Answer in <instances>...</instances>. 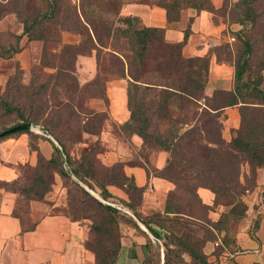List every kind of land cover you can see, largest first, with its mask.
Instances as JSON below:
<instances>
[{
  "label": "rangeland",
  "instance_id": "374dc122",
  "mask_svg": "<svg viewBox=\"0 0 264 264\" xmlns=\"http://www.w3.org/2000/svg\"><path fill=\"white\" fill-rule=\"evenodd\" d=\"M142 1L168 5H174L177 1L182 5L183 2V0ZM203 1L206 7L209 6L207 11L212 14L213 22L224 23L227 26L224 34L234 37L233 40L214 47L219 59L234 64L243 47L242 40L251 43L252 52L248 59L246 78L257 81L264 95V0H247L239 4L237 2L240 0H222L218 8L212 5L211 0ZM61 2L62 13L59 17L51 18L43 15L48 10L47 0H0V130L22 123L23 119L45 124L61 139L73 162L81 163L85 170L93 171L101 180L109 170L97 159V153L103 146L94 141L92 135L86 137L85 133L99 130L105 122L106 113L94 112L89 101L92 96L102 93L101 86L106 80L125 75L126 69L131 79L132 77L139 79L137 84H134L133 79L130 80L128 89L134 109L139 110V113L143 112L150 119L149 132L166 138L170 127L168 117L173 120L182 117V123H177V126H180L178 135L183 131H186V135L182 140L178 141L176 138L171 141L174 145H170L173 150L171 156L173 166L167 165L168 168H165L162 174L169 172V177L176 186L169 196V201L185 214L199 220L182 217L178 220L162 221L181 234L180 237L174 234L175 237L184 239L188 245L199 251L206 239L213 240L217 236L209 229V225L216 226L215 222L206 217L209 208L213 210L224 207L230 210L233 204L237 206L242 195H247L251 197L249 206L254 210H260V204L264 206V196L260 199V186L256 184L257 168H260V165L256 163L257 161L251 160L252 151L246 150L244 143L257 150L259 156L261 154L264 156V101L257 98L253 92L241 97L245 102L237 105L239 124L236 129L231 130L229 140L222 137L220 115L214 117L211 113V119L203 115L205 103L214 101L213 98L207 101L200 96L197 104L172 97L168 99V105L157 108L160 89L159 87L146 89L147 83L144 81L162 82L161 77L164 76L165 80L168 78L178 82L180 74L176 73L177 68L181 71L196 68V65L182 63L184 58L189 57H179L177 55L179 50L165 47L158 38H155L138 64L135 53L140 50L139 47L133 44L130 37L120 34L116 29L125 27L117 22L118 10L113 11L115 7L118 8L120 2H123L122 0H61ZM66 10H76L85 19L91 20L97 28L95 36L92 32L91 38L84 31L76 33L62 30L63 26L57 22L68 15ZM35 18L43 20V25L34 23ZM238 20L244 22L240 23ZM24 23H33L29 33L31 36L23 32ZM104 25H111L110 32ZM90 52L96 57L97 73L94 78L83 82L85 76L77 68L80 56ZM223 97L225 96L221 94L215 96L219 101ZM202 120H205V128ZM216 122L221 124L219 129ZM114 128H121L124 133L131 132V128L123 126L115 125ZM218 133L222 142L217 141L214 144L213 141L218 140ZM234 137L240 138L243 144L240 146L232 143L231 139ZM85 138L90 140L87 141V146L79 147V142L86 141ZM209 146L215 150L212 152L213 156H208L205 152ZM157 147L155 139L148 138L143 147L144 151H139V154L145 157V152L152 153ZM176 161H180L186 169L174 166ZM89 163L93 169L91 166L88 167ZM198 163L207 169V176L214 182L228 181L229 186L234 187L232 191L220 190L216 193L212 191L214 198L210 206L203 205L196 193L202 179L194 177L195 171L191 166ZM209 167L216 170L209 171ZM25 170L30 182L34 181L36 172L33 168ZM41 171L48 181L50 171L47 166L42 167ZM63 185L64 201L52 210L76 219H87L90 227L87 246L97 253L98 262L102 259H111L118 244V215L111 214L97 205L88 193L75 184L73 176L64 177ZM235 190L241 194L236 196ZM228 202L232 204H227ZM117 204L120 205L119 202ZM221 214L222 222L217 224V227L222 229L220 233L222 236L227 234L225 236L227 239L229 236V243L243 216L238 218L236 210L233 215H228V212ZM259 214L251 217L249 222L251 234L258 224ZM175 237L167 235L164 241L174 243L177 241ZM180 249L187 248L182 245L181 248L168 252L170 264H198L195 259L184 261V257L182 258L178 251Z\"/></svg>",
  "mask_w": 264,
  "mask_h": 264
},
{
  "label": "crops",
  "instance_id": "0c3cea01",
  "mask_svg": "<svg viewBox=\"0 0 264 264\" xmlns=\"http://www.w3.org/2000/svg\"><path fill=\"white\" fill-rule=\"evenodd\" d=\"M122 1L117 17H136L143 27L162 29L165 42L181 43L180 50L184 57H208L207 80L203 90L205 96L211 97L215 90L229 91L234 88V65L219 59L214 48L230 40V36L223 32L224 29L227 30V26L224 23H214L209 11L188 6L181 8L174 17L159 5L139 0ZM211 2L215 8L222 4V0ZM80 57L77 69L85 76L83 82L89 81L97 73L96 57L92 52ZM130 80L132 79L125 69L124 76L106 80L101 86L102 93L90 98L92 110L105 112L106 118L97 134L87 132L85 136L89 138L92 135L93 140L103 146L97 153L102 166H117L119 174L133 180L141 190L140 199L134 205L136 215L132 212L134 221H125L120 217L117 219L118 244L111 264H164L165 255L182 245L179 241H169L167 249L155 239L149 227L162 240L170 231L179 237L181 234L170 225L154 223L150 218L157 213L164 218L174 216V213H165L164 210L168 194L176 186L158 173L166 167L167 151H147L145 157H142L139 151H144L143 139L137 133H124L121 128H114L115 125L122 126L130 120ZM220 116L222 137L229 140L231 130L236 129L239 124L238 106L224 107ZM31 131L32 133L20 131L0 138V264H97L95 252L87 246L90 234L87 219L72 218L52 210L62 204L65 197L64 177L58 167L46 165L51 176L42 198L28 190L33 181L30 182L25 169L38 166L39 157L46 161L60 158L51 138L42 135L39 128ZM88 138L79 142V147L87 146V141H90ZM91 183L94 190L83 186L96 195L99 188L94 181ZM256 184L260 186L261 199L264 196L262 166L257 168ZM105 190L109 200L119 202L127 208L132 204L126 186L107 184ZM196 193L203 205H212L214 195L210 189L199 186ZM250 198L242 195L238 199L237 206L244 215L227 245L218 236L213 240L206 239L201 245L199 252L209 264L214 257L220 264H264V206L261 203L260 210H254L249 206ZM223 212L229 210L224 207L213 210L209 208L206 217L214 223ZM257 214L258 224L251 234L249 222ZM180 216V219L186 217L199 220L189 214ZM209 229L217 235L216 229L211 225ZM216 239L221 241V247L214 246ZM178 251L182 258L186 257L183 258L184 261L192 259L187 249Z\"/></svg>",
  "mask_w": 264,
  "mask_h": 264
},
{
  "label": "trees",
  "instance_id": "16d2710c",
  "mask_svg": "<svg viewBox=\"0 0 264 264\" xmlns=\"http://www.w3.org/2000/svg\"><path fill=\"white\" fill-rule=\"evenodd\" d=\"M142 1V0H139ZM247 0H240L239 3H245ZM144 2V1H143ZM184 2V6L183 5ZM182 5L180 4V2H176L174 5H168L166 3H161V2H146L148 4H155V5H159L161 7H164L167 11V13L169 15H173L174 17H176L180 11L181 8L184 7H193L197 10H201V9H206L209 10V6L206 7V4L204 3L203 0H194L190 1V0H183ZM48 3V10L46 12H44V17H59V14L62 13V11L60 10V7L62 5L61 0H47ZM121 6V2L120 5L118 6V8L116 9V7L113 9L114 12H116L119 7ZM184 6V7H183ZM68 15L64 18H62V20L58 21L57 24H60L62 27V30H66V31H72V32H76V33H82V31H84V33L89 34V36L91 37L90 32H92V34L95 36V32H96V25H93L91 23V20H87L85 19V17H83L82 14L77 13L76 10L73 11H67ZM240 23H243V20H238ZM117 22L118 23H122V25H125L124 28L122 27H117V31L122 34L125 35L127 37H130L132 39L133 44H135L136 46L139 47V51H137L135 53L136 59H137V63L139 64L140 61L143 59V57L146 55L145 51L148 50L149 45L152 43L153 39H159L162 43V45H164L165 47H174V50H179V52L177 53V55L179 57L182 58V54L180 53V49H181V43H167L164 41L163 38V30L160 28H156V27H143V26H139V21L136 17H118L117 18ZM136 22V25H134ZM34 23H38L40 25H43V20L41 19H34ZM102 24L105 23L101 22ZM33 24V23H32ZM32 24H25L24 23V27H23V32L24 33H28V35L31 36V34H29L31 32V27ZM88 26L89 29H88ZM105 28H107V30L110 32V26L111 25H104ZM84 29V30H83ZM188 31L186 30L185 32V37H187ZM42 37V36H41ZM40 37V38H41ZM92 38V37H91ZM242 49L241 51L238 53L236 59L234 60V88L232 90L226 91V90H215L213 95L209 98L207 96L204 95L203 90H204V86L206 84V80H207V69H208V57L204 56V57H189V58H184L182 60V63L184 64L185 62H187L190 66L192 65H196V68H191V69H186V70H179L178 68L176 69V73L180 74V77L178 79V82H175L173 80H168V78H164V76H162V82H148V81H144L145 83H147L145 85L146 89L148 88H157L159 87V103H157V108H162L165 105H168V99L172 98V97H177L180 101H184V102H193V103H197L198 104V99L200 96H202L204 99H206L207 101H210V99L213 98L214 101H210V103H205V107L203 108V115L204 117H206L208 119L210 118V114L212 113L214 115V117H218L222 111V109L224 107L227 106H234V105H238V104H244L241 100V97L249 94L250 92H253V94L255 96H257V98L259 97V99L264 101V95H263V91L262 89L259 88V83L255 80H250L247 79V68H248V59H249V55L252 52V46L251 43H249L248 41L242 40ZM120 76H124V74L120 75ZM134 84H137V82L139 81L138 78H134L132 77ZM216 94H221L225 97L222 98V100L219 101V99L217 100L215 98ZM217 100V101H216ZM134 105H132L131 103V95L128 89V107L130 109L131 115H130V120L123 124L122 126L125 128H131V132L137 133L144 141V144L146 143L148 138H153L155 139V141L157 142V149H163L167 152L170 153V157L167 159V164L165 168H168L167 165L170 164L171 165V156H173L172 152V148L170 145L174 146L172 144L171 141H173V139H178L182 140L185 137V133L186 131H183L181 134L178 135V132L180 130V126H177V123H182V117H178L176 120H173L172 118L168 117L169 121L168 123L170 124V127L168 129V134L166 135V138L161 136L160 134H152L151 131L149 132V127H150V119L146 116V114H144L143 112L139 113V110L134 109L133 107ZM199 106V105H197ZM242 106V105H240ZM202 111V110H201ZM203 121V126L205 123V120ZM22 122H32L35 126H39L40 129L47 134V138H51L52 142H54V145L56 147L57 152L59 153L60 158L59 159H51L49 161L44 160L43 158L39 157L38 159V166H36L35 168H33V170L36 172L35 173V180L31 183L30 188L28 189L31 192H34L35 196L42 198L43 194L45 192V190L48 188L49 185V181H50V176L51 174H49L48 177V181L45 180L46 177H44L41 168L46 166L47 164H53L56 167H58L59 172L62 174L63 177H74V181L75 184L79 187H81L82 190H84L86 193H88V195L93 198V200L97 203V205L103 207L106 211H108L111 214H117L118 217H120L121 219L125 220V221H134L132 215L135 214L136 212L134 211V205L139 201L140 199V195H141V190L138 189L133 180H130L124 176H121L119 174V171L117 168H114L113 166L109 169L107 172L108 174H106V176L103 179H99L96 176V173H94L93 171L90 170H85V168H83L82 164L79 162H73L72 158L69 156V154L67 153V151L65 150L64 144L61 141V139L53 132L52 129H50V127H48L45 124L39 123L37 121H31L28 119H23ZM217 124V128L219 129L221 124L216 122ZM215 124V126H216ZM205 128V126H204ZM6 129V128H5ZM5 129H1L0 133L5 130ZM100 130V129H99ZM99 130L95 131V132H90L87 131L89 133L92 134H97L99 132ZM20 131H27L32 133L31 130H19V131H15L12 133H7L4 135H0V138L6 137L8 135H11L13 133L16 132H20ZM218 140H214L213 143H217V141L222 142V138L220 136V133ZM232 143H236L238 145H242L243 142L241 141L240 138L238 137H234L231 139ZM33 146V145H32ZM208 146V145H207ZM244 146L246 147V150L248 151H252L251 152V160L253 161H257L256 163L260 166H264V156L261 154L260 156L257 154V150L255 149H251L248 144L244 143ZM215 151L213 147L209 146L205 152H207L206 154L208 156H213L212 152ZM195 158V154L192 155ZM83 162V161H80ZM173 163V160H172ZM59 166H63L62 168H60ZM92 167L91 163H89L88 167ZM174 166H181V169H186L185 166L183 164L180 163V161H176L174 163ZM220 167V166H218ZM106 168V167H105ZM164 168V169H165ZM192 169H194L195 171V175L194 177L198 178V179H202V183L198 184V186H204L209 188L211 191L213 192H217L220 190H226V191H232L233 190V186H229V184L227 183L228 181H217L214 182L213 179L210 176H207L206 172L207 169L205 167H203L202 165H200L198 163V165L196 166H191ZM93 169V167H92ZM113 169V170H112ZM117 169V170H116ZM163 169V170H164ZM209 171L212 169L213 171H215L216 169L213 167H209L208 168ZM163 170L159 171V175L166 177L168 179L171 180V178L169 177V172L168 173H164L162 174ZM28 176V175H27ZM73 180V179H72ZM92 181L95 182V184L98 186L99 191L96 192V196L91 194L86 188H84V186H87L89 189H93V184L91 183ZM173 181V180H171ZM238 183V181H237ZM107 184H118L120 186H126V189L128 191V193L130 194L131 200H132V204L127 206H124V208H120L118 206H114L110 203L109 201V197L107 194V191L105 190V186ZM239 184V183H238ZM84 185V186H83ZM234 192H236V196H238L239 194H241V192L237 190H235ZM172 194V192H170L168 194V198L166 201V206H165V213H174L173 217H162L160 213L154 214L150 220L154 221V223H158L161 224L163 220H178L180 219L179 217L180 214H185L183 211H181L177 206L173 205L170 201H169V196ZM235 196V197H236ZM234 197V196H233ZM233 201V200H232ZM227 204H232V202H228ZM240 209V208H239ZM238 207L236 206V204H233V206L230 208L229 210V214L228 215H233L235 210L238 211V218L242 217L244 212L240 209L239 210ZM133 212V214H132ZM222 215V214H221ZM225 217V215H223ZM222 216V218H223ZM73 218V217H72ZM117 219V217H116ZM220 222H222L221 216L220 218L215 222L216 226H212L214 229H216V234L218 237H222L221 241L222 243H224V245L228 244V239L225 238V236L227 234H225V236H221L220 233L222 232V229L220 227H217V224H219ZM118 223V221H117ZM144 224L147 225V222H144ZM214 225V224H213ZM148 226V225H147ZM149 227V226H148ZM150 231L152 232V234L155 236V239L158 242H162L164 247L167 248V243L162 240V238L151 228L149 227ZM170 237L174 238L175 235L170 231L168 234ZM177 241H179L181 243V245H184L187 248V251L189 252V254L191 255L192 259H195L196 262L198 264H209L204 255L202 253H200L199 251L195 250L193 246L188 245V242L184 241V239H180L177 238ZM231 241V239H230ZM168 249V248H167ZM92 250V249H91ZM117 248L114 250L112 258L111 259H102L98 262L97 260V264H111L114 260L115 254H116ZM169 251V250H168ZM95 252V251H94ZM96 254V258H98L97 253ZM164 264H170L169 259L167 258V255H165V262Z\"/></svg>",
  "mask_w": 264,
  "mask_h": 264
},
{
  "label": "water",
  "instance_id": "95a60500",
  "mask_svg": "<svg viewBox=\"0 0 264 264\" xmlns=\"http://www.w3.org/2000/svg\"><path fill=\"white\" fill-rule=\"evenodd\" d=\"M34 128L35 126L32 122H22V123L13 125L9 128H6L0 133V135L12 133V132L19 131V130H33Z\"/></svg>",
  "mask_w": 264,
  "mask_h": 264
},
{
  "label": "built area",
  "instance_id": "2783aa9c",
  "mask_svg": "<svg viewBox=\"0 0 264 264\" xmlns=\"http://www.w3.org/2000/svg\"><path fill=\"white\" fill-rule=\"evenodd\" d=\"M234 39V37H230V40H233ZM35 128H40L39 126L38 127H35ZM40 132L42 133V135H44V136H47V134H45L43 131H41V129H40ZM97 195V194H96ZM110 201V203L112 204V205H114V206H118V207H120V208H123V209H126V208H124L121 204L120 205H118L117 203H115L114 201H111V200H109ZM214 246L216 247V248H218V247H221V241L219 240V239H216L215 241H214ZM210 264H220L219 263V261H218V259L217 258H213L211 261H210Z\"/></svg>",
  "mask_w": 264,
  "mask_h": 264
}]
</instances>
